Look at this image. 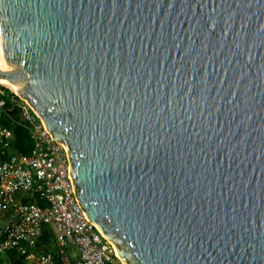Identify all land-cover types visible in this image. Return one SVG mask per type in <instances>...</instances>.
<instances>
[{
  "label": "water",
  "instance_id": "95a60500",
  "mask_svg": "<svg viewBox=\"0 0 264 264\" xmlns=\"http://www.w3.org/2000/svg\"><path fill=\"white\" fill-rule=\"evenodd\" d=\"M0 34L124 264H264V0H0Z\"/></svg>",
  "mask_w": 264,
  "mask_h": 264
},
{
  "label": "built area",
  "instance_id": "2783aa9c",
  "mask_svg": "<svg viewBox=\"0 0 264 264\" xmlns=\"http://www.w3.org/2000/svg\"><path fill=\"white\" fill-rule=\"evenodd\" d=\"M0 82V252L16 249L22 264H124L76 197L67 148L56 141L28 101ZM16 95L19 97L17 98ZM7 99L31 139L28 153L12 150V127L1 119ZM9 150V151H8ZM54 229L47 250L37 242ZM35 247V248H34Z\"/></svg>",
  "mask_w": 264,
  "mask_h": 264
},
{
  "label": "trees",
  "instance_id": "16d2710c",
  "mask_svg": "<svg viewBox=\"0 0 264 264\" xmlns=\"http://www.w3.org/2000/svg\"><path fill=\"white\" fill-rule=\"evenodd\" d=\"M11 94H13L12 91H10ZM17 98H19L16 95ZM17 108L12 105L9 99H7V105H6V114L2 116V123L6 126H13V133H14V140L11 144L12 150H20L23 153H28L31 148V139L29 137L28 132L23 128L22 125H19L17 123L13 124L9 116H14L16 119L19 120V116L17 113ZM9 151V150H8ZM6 155H0V160H4L6 158ZM49 237L47 235L41 237L39 241L37 242L36 249L37 250H47L49 248L50 244ZM5 256H1L0 258V264H22L23 257L18 253L16 249L5 251ZM3 253V254H4Z\"/></svg>",
  "mask_w": 264,
  "mask_h": 264
},
{
  "label": "bare ground",
  "instance_id": "6f19581e",
  "mask_svg": "<svg viewBox=\"0 0 264 264\" xmlns=\"http://www.w3.org/2000/svg\"><path fill=\"white\" fill-rule=\"evenodd\" d=\"M2 38H1V34H0V58L5 62V56H4V51L2 48ZM6 66H8L6 64ZM4 83V82H3ZM7 87H9L12 91H14L17 95H19L22 99L29 101L27 99V97L24 95V93H22V91L18 90L14 85H10L8 82L5 83Z\"/></svg>",
  "mask_w": 264,
  "mask_h": 264
},
{
  "label": "rangeland",
  "instance_id": "374dc122",
  "mask_svg": "<svg viewBox=\"0 0 264 264\" xmlns=\"http://www.w3.org/2000/svg\"><path fill=\"white\" fill-rule=\"evenodd\" d=\"M48 234H49V240L52 239V236L54 234V229L51 227V228H48ZM35 248V247H34ZM4 252H0V258L1 256H5V253L3 254Z\"/></svg>",
  "mask_w": 264,
  "mask_h": 264
},
{
  "label": "clouds",
  "instance_id": "9594fccd",
  "mask_svg": "<svg viewBox=\"0 0 264 264\" xmlns=\"http://www.w3.org/2000/svg\"><path fill=\"white\" fill-rule=\"evenodd\" d=\"M0 63H2V59H0Z\"/></svg>",
  "mask_w": 264,
  "mask_h": 264
}]
</instances>
